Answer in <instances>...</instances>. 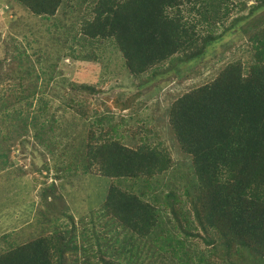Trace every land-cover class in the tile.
<instances>
[{
	"label": "trees",
	"instance_id": "1",
	"mask_svg": "<svg viewBox=\"0 0 264 264\" xmlns=\"http://www.w3.org/2000/svg\"><path fill=\"white\" fill-rule=\"evenodd\" d=\"M69 1L0 0L7 6L6 13L16 4L39 19L54 16L65 5L81 14L82 5L91 8L89 15L84 14L79 21L71 23V26L76 23L75 32L69 27L62 29L65 25L61 31L58 22L47 29V44L54 43L52 56L56 57L51 70L48 69L49 73L44 70L40 74L34 63V73L25 74L21 71L23 63L19 58H11L10 63L5 61L7 69L0 63V72H3L0 74V111L4 114L0 117V136H3L0 138V170L13 167L17 159L11 156L12 145L5 143L2 128L9 130V123L17 121L18 128L25 130L22 135H26L30 125L34 128L40 123L34 137L42 142L45 141L43 127L51 130L52 122H58V118L49 116V100L44 95L49 88L58 94L60 90L65 93L72 85L74 92L97 89L89 83L69 84L70 79L63 77L65 73L63 69L58 70L61 69L58 65L68 57L90 62L105 39L119 49L132 75L138 77L152 72L149 75L152 78L139 84L138 90L125 99L121 100L124 94L119 96L122 98L113 105L120 112L108 117L107 127L101 125L103 120L100 121L99 136L92 130L86 139L87 161L72 158L67 169L82 167L87 172L96 170L94 173L99 176L111 178L101 216H114L122 226L124 224L140 232L143 237L150 235L153 244H142L138 238L137 241L131 240L136 250L125 263L119 260L121 254L118 252L113 251L111 259L101 250L104 264H264V0H257L251 7L244 0H187L195 6L198 15L190 24L182 12V0L70 1L73 4ZM235 8L248 11L234 18L229 25H224L226 14ZM219 21L223 28L215 32ZM8 22L11 27L19 23L13 17ZM204 22L209 24V32L202 34L198 29ZM38 30L34 28V31ZM241 39H245L247 44L251 42L254 50L247 70L241 60L230 62L211 82L179 97L169 111V124L179 148L189 161L191 159V164L186 165L180 176L182 174L187 182L183 190L193 218L181 206L182 200L173 189L163 195L155 194L152 201L145 200L142 197L147 194L145 190L142 188L136 192L132 187L137 184L154 187V176L166 171L173 160L167 151L156 145H127L125 137L136 138L140 142L144 138L146 141L153 137V126H157L156 115H149V131L143 134L145 128L139 125L135 114L145 110L143 104L159 92L166 75L176 73V76L187 74L192 77L203 65L225 56L229 48ZM58 44L56 51L54 46ZM82 46L88 50L86 55ZM76 47L81 48V52ZM17 49L21 51L18 46ZM180 53L177 57L179 63L161 69L167 60ZM39 55L41 50L37 59H40ZM25 67L29 70L30 63ZM186 70L188 72H184ZM17 71V78L21 81L10 83ZM59 75H63V80L54 81ZM7 82L10 87L4 86ZM40 91L42 95L37 99ZM62 97L67 105L74 103V108H80L81 113L91 109L84 100H75L71 94L68 97L62 94ZM139 97V109L132 112L131 106ZM42 113L45 117L40 116ZM53 150V147L49 148L51 153ZM84 163L87 164L84 166ZM118 180L130 182L131 187L123 188ZM54 205L46 203L47 211L44 209L43 217L35 210L34 224L38 222L40 229L54 224L62 213ZM162 206L171 210L176 222L173 227L179 228L183 236L174 237L169 228L162 227ZM167 219L173 222L170 217ZM191 220L199 227L196 231ZM131 236L133 238L134 235ZM127 242L128 239L116 250L126 248L130 251L126 247ZM200 242L203 245L198 246ZM79 247L76 237L74 243L65 241L59 244L51 235H41L30 243H21L0 253V264H81L79 260L88 264L89 260L78 256ZM67 249L73 255L71 260L66 254ZM83 250L86 252L87 249ZM54 253L56 260H53Z\"/></svg>",
	"mask_w": 264,
	"mask_h": 264
},
{
	"label": "rangeland",
	"instance_id": "2",
	"mask_svg": "<svg viewBox=\"0 0 264 264\" xmlns=\"http://www.w3.org/2000/svg\"><path fill=\"white\" fill-rule=\"evenodd\" d=\"M70 1L76 2V0ZM244 1H247L248 7H251L257 0ZM6 8L5 3H0V63L4 64V69H7L8 65L5 61L10 63L11 58L22 59L21 71L25 74L34 73V70L32 71L34 63L39 73L44 70L45 73H49L51 64L56 60V57L52 56L54 43L47 44V29L50 30L51 26L58 22L61 31L69 27L71 31L75 32L77 29L76 23L74 22L72 26L71 23L79 21L80 16L91 13V8L87 6L82 5L81 14L76 10L72 11L70 5H65L54 16L48 19L44 17L39 19L20 5L15 4L8 13L5 12ZM247 11L248 9L239 8L231 10L226 14L224 25H229L234 18ZM182 12L189 24L198 18L195 6H192L187 0H182ZM12 13H15V16ZM12 17L17 18L19 21L13 27L8 22ZM63 25H65V28H62ZM35 27L39 30L34 31ZM222 28L223 26L219 21L216 23L214 31H220ZM194 29L197 33L196 26ZM198 31L202 34L208 33L209 24L204 22ZM42 37L44 38L42 39ZM35 38H37L36 41H34ZM250 43L247 44L245 39H241V42L239 41L232 48H229L230 51L225 56L214 60L208 65H203L202 69L197 70L196 75L192 77L187 74L176 76V73L166 75L159 92L146 100V104H143L145 110H139L135 114L139 119V125L145 128L143 134L149 131L147 128L151 124L149 115H156L157 126H153L155 132L152 134L153 137H149L146 141L144 138L140 142L136 138L135 140L134 138L125 137L124 140L127 145L133 147L140 146L143 143L156 145L158 148L167 151L173 160L166 171L157 173L154 176V187H144L141 186L142 184L132 187V190L136 192L143 188L147 193L142 196L145 200L152 201L155 194L163 195L173 189L177 193V197L182 200L181 206L184 207L186 213L190 214L189 201L183 190L187 182L182 174L180 176V173L185 170L187 164H191V159L189 161V157L181 152L177 138L170 127L168 118L171 105L189 90L211 82L232 61L241 60L245 63V69L247 70L248 65L253 60L254 52ZM59 44L54 46L56 51ZM17 46L21 51L17 49ZM76 49L81 52V48L76 47ZM39 50H41V55H39L41 57L37 59ZM82 51L85 55L88 52L85 46H82ZM96 52V57H91L90 62L79 59L72 60L70 57L59 62L58 68L61 69L58 70L63 69L65 76L59 75L53 79L54 81H62V76H67L70 79L69 84H75V82L78 84L89 83L95 85L97 89L90 92L89 90L74 92L72 89L74 85H72V88L68 87L65 93L60 90L58 94L57 92H51V88H49V91L44 94L49 100V116L58 118V122H52L53 128L51 130L43 127L45 141L39 142L34 137V132L41 127L40 123L36 124L34 128L30 125L29 132L26 135H22L25 130L24 128H18L17 121L9 123V130L1 129L6 136L4 137L5 143L12 145V158L17 157V159L13 167L0 170V253L26 241L34 240L38 236L51 235L55 242L59 244L65 241L67 244L74 243L76 237V242L80 245L77 254L80 258L89 260L88 264H103L101 250L103 253L109 254L111 259H113V251L118 252L121 254L119 260L125 263L132 255L131 251L136 250L131 240L137 241L138 238L142 244L146 243L148 246L153 244L150 235L143 237L140 232L136 231V233L135 230L124 224L122 226V222L114 216L105 218L101 216L103 213L101 207L107 196V190L112 181L111 178H105L103 175L99 176L100 174L94 173L96 170L87 172L82 167L72 166L67 169L72 158L81 159L77 161H87L85 150L87 149L86 139L89 138V134L93 133L92 130H95V133L99 136V126L107 127L108 117L111 115L116 116L120 112V109L114 106L113 103L118 98H122L119 97L120 95H125L121 99L123 100L136 92L139 84L141 85L149 79L151 77L149 75L152 73L148 72L138 77L132 75L128 71L119 49L114 48L105 39L101 49L99 48ZM180 55L181 53L171 57L161 69L168 68L173 63H179L178 58ZM27 63H30L29 70L25 67ZM42 66L43 69H39ZM48 69L50 70L48 71ZM184 72H188V70ZM0 74H3V72H0ZM18 74L17 71L15 75H12L13 78L10 83H17L18 79L20 80V78H17ZM10 83L7 82L4 86L10 87ZM62 94L66 97L71 94L75 100H84L86 106L91 109L88 112L85 111V114L81 113L80 108H74V103L67 105ZM41 95L42 91L36 98L40 99ZM140 97L137 99V103L131 106L132 112L139 109L140 102L138 100ZM31 110L34 111V106ZM44 114L42 113L40 116L45 117ZM3 115L0 111V117ZM97 120H99L98 123ZM102 120L103 123L99 125ZM50 125L51 122L46 126ZM2 137L0 136V138ZM131 139L135 141L133 142ZM50 147H53V153L49 151ZM86 164L84 163V166ZM18 168H21V170ZM14 178L18 180L15 181ZM118 182L123 188L125 186L131 187L130 182L121 183L120 180ZM47 202L54 203V207H58V210L62 213L56 218L54 224L45 228L46 225L44 229H40L38 222H36V225L34 224L36 221L35 210L37 209L39 216L43 217L44 213L42 214V212L44 209L47 211ZM160 214L164 218L163 228H169L174 237L183 236L179 228L174 229L173 227L176 222L170 209L162 206ZM167 217H170L173 222H170ZM190 218H193L192 213ZM190 223L194 231L199 228L193 220ZM131 234L134 235L133 238ZM112 235H114V238ZM126 239H128L126 247L131 250L129 251L126 248L116 250L120 244L125 243ZM194 242L196 241L194 240ZM200 245H203L202 242L198 246ZM83 249H87L86 252ZM145 249L149 250L147 245H145ZM66 254L71 260L73 256L71 250L67 249ZM140 256L143 257L142 254H139ZM146 259H149V256H146ZM79 261L81 264L84 263V261Z\"/></svg>",
	"mask_w": 264,
	"mask_h": 264
},
{
	"label": "clouds",
	"instance_id": "3",
	"mask_svg": "<svg viewBox=\"0 0 264 264\" xmlns=\"http://www.w3.org/2000/svg\"><path fill=\"white\" fill-rule=\"evenodd\" d=\"M184 76V75H183ZM174 134V133H173ZM36 239V238H35ZM33 240V239H32ZM32 240H29V241H26L25 243L27 244V243H30ZM133 253V251H131V254ZM56 257L57 256H55V253H54V258H53V260H56ZM102 263L104 264V261H103V259H102Z\"/></svg>",
	"mask_w": 264,
	"mask_h": 264
}]
</instances>
